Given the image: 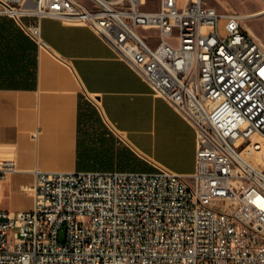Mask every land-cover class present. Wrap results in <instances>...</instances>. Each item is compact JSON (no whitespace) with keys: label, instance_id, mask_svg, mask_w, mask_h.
Listing matches in <instances>:
<instances>
[{"label":"built area","instance_id":"2783aa9c","mask_svg":"<svg viewBox=\"0 0 264 264\" xmlns=\"http://www.w3.org/2000/svg\"><path fill=\"white\" fill-rule=\"evenodd\" d=\"M0 16L39 49L43 18L87 26L196 131L189 175L34 170L31 207L0 210V264H264V46L239 14L203 0H0ZM12 165L0 161V190Z\"/></svg>","mask_w":264,"mask_h":264},{"label":"crops","instance_id":"0c3cea01","mask_svg":"<svg viewBox=\"0 0 264 264\" xmlns=\"http://www.w3.org/2000/svg\"><path fill=\"white\" fill-rule=\"evenodd\" d=\"M0 22V55L11 57L0 60V161L13 164L3 179L0 210L31 207L24 187L32 185L34 170L83 169L77 165L82 96L96 99L105 124L145 170L155 163L178 174L194 171L195 128L93 30L43 18L40 34L48 48L39 49L11 18L0 16Z\"/></svg>","mask_w":264,"mask_h":264},{"label":"rangeland","instance_id":"374dc122","mask_svg":"<svg viewBox=\"0 0 264 264\" xmlns=\"http://www.w3.org/2000/svg\"><path fill=\"white\" fill-rule=\"evenodd\" d=\"M210 6L215 7L218 11L223 12L226 10L233 11L234 13L249 14L264 7V2L261 0H203ZM9 19V17H6ZM221 24L223 21L220 22ZM241 24L245 28L248 24L255 33L261 38L264 46V15L256 16L247 19H241ZM145 34H153L154 30L143 31ZM175 45L174 42H172ZM82 109L79 121V141L82 148L93 150V154L97 151L100 154L99 161H87V167L83 169H100V170H114V169H134L145 170L144 163L141 161L127 144L123 141L122 137L115 132L112 128L107 126L103 121L100 110L96 107L95 98H85L82 96ZM86 102V103H85ZM95 150V151H94ZM129 152V154H127ZM124 154L129 156L128 159H121L120 156ZM110 157V160H106ZM101 163L107 164L108 167L102 168ZM8 185H12L13 181L8 180ZM31 194V193H30ZM32 199V194H31ZM32 205V204H31ZM6 211H9L8 209ZM16 211V210H13ZM9 211V212H13ZM64 233L62 231L58 234L59 241H62Z\"/></svg>","mask_w":264,"mask_h":264},{"label":"bare ground","instance_id":"6f19581e","mask_svg":"<svg viewBox=\"0 0 264 264\" xmlns=\"http://www.w3.org/2000/svg\"><path fill=\"white\" fill-rule=\"evenodd\" d=\"M264 15V7L260 8L253 13L239 14L241 19L252 18L256 16ZM139 18H146V11H139ZM245 29L261 44V38L255 33V31L248 25L245 24ZM200 39V30L198 26H190L186 27L184 32H182V40L184 41L185 48H187V52L189 53H196V48L199 45ZM166 50H175V45L172 43H166ZM228 122V115L226 114H216V123H227Z\"/></svg>","mask_w":264,"mask_h":264},{"label":"trees","instance_id":"16d2710c","mask_svg":"<svg viewBox=\"0 0 264 264\" xmlns=\"http://www.w3.org/2000/svg\"><path fill=\"white\" fill-rule=\"evenodd\" d=\"M3 30H4L3 23L0 22V34L3 32ZM18 49H22V47H21L20 44L18 45ZM3 57L4 56H1L0 55V60ZM4 58H6L7 60H11V57H9V56L8 57L5 56ZM17 58H18L17 59L18 66H21L20 61H22V56L19 55ZM28 62H29V57H28ZM13 65H15V63ZM33 65H34V69H35V67H36V49H35V47H34ZM82 99L83 98L81 97V101H82ZM82 104H83L82 102L79 104V121H80V116H81V109H82L81 107H82ZM78 147H79V149H78V152H77V165H78L79 168H85V167H87V165H86L87 161H93V160L94 161H99V159H100V156L99 155L100 154H98L97 151L94 150L95 151V154H93V150H91V149L82 148V150H81V148H80L81 147L80 141H79ZM127 154H129V152H127ZM120 158L121 159H128L129 156H126V155L122 154L120 156ZM106 160H110V157H107ZM100 166L102 168L108 167L107 164H105V163H101Z\"/></svg>","mask_w":264,"mask_h":264}]
</instances>
